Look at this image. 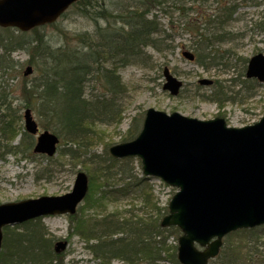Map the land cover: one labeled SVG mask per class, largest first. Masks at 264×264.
Wrapping results in <instances>:
<instances>
[{"label": "rangeland", "instance_id": "rangeland-1", "mask_svg": "<svg viewBox=\"0 0 264 264\" xmlns=\"http://www.w3.org/2000/svg\"><path fill=\"white\" fill-rule=\"evenodd\" d=\"M231 2L240 5L238 14L243 20L224 27L223 38L225 40L212 46L213 51L218 54L216 57L218 65L215 64L211 69H205L199 66L196 60L190 62L184 59L181 56L183 52L192 53L196 57L197 45L201 40L198 36L199 32L202 33L201 23L212 18L211 15L218 14L223 8L221 4L228 6ZM262 2L263 8L260 5ZM191 8L192 13L184 19H176L178 16L174 14L169 20L156 12L169 36L165 44L172 48L162 53L146 49L145 52L151 59L148 66L129 65L117 71L125 87V91L116 101L120 115L116 122L96 124L93 127V134L95 133L96 137L86 145V155H96L98 162L102 163L101 166H107L114 173L108 183L100 175L91 172L96 185L105 183L107 189L124 187L127 182L122 180L121 171L128 176L135 177L133 181L142 179L141 162L138 158L117 159L111 162L108 149L129 141H124V139L130 126L134 121L137 127L140 126L148 109L167 115L178 113L186 118L199 121L221 118L227 126L237 128L252 125L264 117V84L248 83L249 80L244 77V65L247 61L256 54L264 55V31L258 28L264 20V0H206ZM92 28L90 21L80 17L75 10L69 9L53 27L44 26L40 28V32L53 46L63 43L71 49L75 46L72 36L90 33ZM14 31L13 33L16 34L17 32ZM27 34L31 35V31ZM1 56L2 51L0 50ZM27 60L28 55L24 51H15L4 61L0 59V116L7 107L12 109L15 116H20L18 125L22 126L23 132L22 115L25 108L21 89L24 79L30 81L37 76L34 67L29 66ZM26 67L32 69L28 76L23 75ZM205 67L209 66L205 65ZM164 68H167L170 74L183 84L177 96H170L162 90ZM200 80H210L214 86H200L197 84ZM214 87L222 90L224 97H231V101L224 100L220 103L209 101ZM237 92L239 95L234 96ZM248 94L253 95L249 97ZM85 95L88 99H94L103 98L107 96V93L99 82L90 81L86 85ZM31 114L40 132L44 131L37 116L32 111ZM20 138L21 135H18L13 145H17ZM26 139L35 143L34 136L29 135ZM57 147L59 149L62 145L60 146L59 143ZM90 168L86 163L81 162V158L72 160L61 155L58 150L51 158L33 154L32 148L23 156L13 153L6 154L4 158H0V204L17 203L42 196L64 195L71 191L78 172L87 175L89 182ZM150 180V183L147 180L139 186L142 190L147 184V189H149L147 196L150 201L147 204L143 203L138 195L134 196L136 194L134 191L138 188H132L133 191L129 196H120L117 200L105 197L97 204H87L83 201L76 214L85 220L106 215H110V218L116 221H130L131 223L141 220L140 223L144 221L147 224L157 225L159 228V222L176 188H171L160 180ZM147 189L144 188V192H147ZM91 197L96 199L100 196L94 193ZM41 223L46 228L45 237L50 240L52 248L57 241L64 239L68 242L62 253V264H129L121 259L95 258L92 251L85 247L94 242L86 243L85 240H81L74 233L71 228L73 224L69 222L66 215L46 216L41 218ZM263 228L260 229L262 231L260 237L251 238V242L246 236L237 232L231 233L232 235L228 234V237L224 238L225 250L237 264H264ZM175 229L168 228L167 235L165 233L159 235V240L163 239V242L166 237L165 248L160 254L166 260L170 259L175 252L174 247L177 246L181 235L179 230ZM161 264H170V262L165 261ZM210 264H213L212 261Z\"/></svg>", "mask_w": 264, "mask_h": 264}, {"label": "trees", "instance_id": "trees-1", "mask_svg": "<svg viewBox=\"0 0 264 264\" xmlns=\"http://www.w3.org/2000/svg\"><path fill=\"white\" fill-rule=\"evenodd\" d=\"M204 1L206 0H79L70 9L90 21L93 28L90 33L73 35L75 46L71 49L63 43L53 46L41 34L40 28L33 29L31 35L15 29L17 33L14 34L11 28H0V59L4 61L13 52L24 51L28 55L27 64L33 66L37 73L30 81L24 79L21 89L24 108L30 109L37 116L44 130L51 131L58 138L60 146L62 145L58 149L61 155L72 160L81 158L82 163L92 167L88 193L84 199L87 204H97L105 197L117 200V197L129 196L132 188H138L134 191V196L141 197L145 204L150 202L147 184L142 190L139 187L147 180L142 178L133 181L135 177L128 176L123 171L120 176L127 182L124 187L107 189L105 183L96 185L91 172L100 175L108 183L114 173L107 166H101L96 155H86V145L96 137L93 134L96 124L116 122L120 115L116 101L125 87L117 71L129 65L148 66L151 59L146 54V49L162 53L172 48L165 44L169 36L156 12L169 20L174 14L178 16L176 19H184L192 13L193 5ZM233 14L232 7H223L218 14L211 15L212 18L201 23L202 33L199 32L198 35L201 40L196 49V61L202 68L211 69L215 64L218 65V54L213 51L212 46L225 40L221 33L224 27L232 23ZM53 26L54 24L47 27ZM258 28L264 31V22ZM90 81L99 82L107 96L86 98L85 89ZM224 95L222 90L214 88L209 101L220 103L231 99ZM18 122L20 123V116H15L9 107L0 116L1 159L9 153L26 155L34 146L33 142L26 139L29 135L23 132ZM135 124L134 121L124 141L132 140L139 133L142 123L138 127ZM18 135H21L20 141L13 145ZM109 160L116 161L111 157ZM144 188L147 192H144ZM94 193H98L100 197L93 199L91 196ZM69 222H72L71 228L80 238L85 241L95 240L96 245L89 246V250L96 258L121 259L129 264H161L165 261L179 264L176 259L177 246L170 259L166 260L160 255L165 247L155 242L154 237L162 235L161 233L168 234V229H162L160 225L158 228L157 225L144 221L140 223L141 220L131 223L116 221L110 215L85 220L75 214L69 217ZM260 229L237 233L243 234L251 242V238L260 237ZM175 230L178 231L177 228ZM2 234L0 264H62L63 254L54 252L50 240L45 237L46 228L41 219L5 227ZM225 249L223 242L213 264H237Z\"/></svg>", "mask_w": 264, "mask_h": 264}, {"label": "water", "instance_id": "water-1", "mask_svg": "<svg viewBox=\"0 0 264 264\" xmlns=\"http://www.w3.org/2000/svg\"><path fill=\"white\" fill-rule=\"evenodd\" d=\"M77 1L0 0V28L25 33L53 24ZM182 56L193 60L190 53ZM31 71L27 67L24 76ZM162 74V90L178 95L182 82L167 68ZM246 77L264 82L262 54L250 59ZM198 83L211 85L208 80ZM23 125L26 133L36 135L33 153L52 157L58 138L47 131L39 134L29 109L23 113ZM109 154L115 159L139 158L145 177L177 189L160 225L181 231L180 264H208L218 255L227 234L264 225V117L250 126L228 128L220 118L198 121L148 109L136 138L110 147ZM87 190V176L78 172L69 193L0 204V248L2 228L39 217L73 215ZM65 247L59 241L54 251L59 253Z\"/></svg>", "mask_w": 264, "mask_h": 264}, {"label": "bare ground", "instance_id": "bare-ground-1", "mask_svg": "<svg viewBox=\"0 0 264 264\" xmlns=\"http://www.w3.org/2000/svg\"><path fill=\"white\" fill-rule=\"evenodd\" d=\"M224 1V0H223ZM248 1H250V0H248ZM221 5H223V7H232V10H233V12H234V14H233V16H232V23L233 22H236V21H242L243 19L241 18V15L240 14H238V9H239V6L240 5H238L237 3H235V2H231L228 6H224L225 4L223 3V4H221ZM242 5V4H241ZM260 5L262 6V8H263V2L262 3H260ZM259 7V6H258ZM239 15H240V17H239ZM243 17V16H242ZM263 22H264V20H263ZM223 36H224V31H222V33H221ZM230 38V37H229ZM264 56V55H263ZM244 77L246 78V79H248L247 77H246V74H247V71H248V68H250V60L249 61H247V64H245L244 65ZM213 84V82H211V86L213 87L214 85H212ZM215 88V87H214ZM237 95H239V93L237 92L234 96H237ZM252 95L253 94H248L247 96H249V97H252ZM233 96V97H234ZM235 128H237V127H235ZM44 131H46V130H44ZM43 132V131H42ZM42 132H40V133H42ZM48 132V131H47ZM39 133V134H40ZM49 133H51V132H49ZM51 134H53V133H51ZM54 135V134H53ZM58 144H59V140H58ZM149 181H151V180H148V182ZM150 183V182H149ZM21 202V201H20ZM76 214V212L73 214V215H75ZM169 214V211H167V213L166 214H164V216L163 217H165V216H167ZM73 215H66L67 216V218H68V220H69V217H72ZM242 230H244V229H239V230H236V231H233V232H239V231H242ZM166 236V235H165ZM155 238L156 237H154V241L155 242H159V243H161V245H166V237H165V241L163 242V239L162 240H159V238H160V236H158L157 237V240H155ZM81 240H85V239H82V238H80ZM61 242H65L66 243V247H67V245H68V242L66 241V240H60ZM90 241H93L94 242V244H90V245H87V246H85L86 247V249H90L89 248V246H91V245H96V243H95V240H90ZM86 243H89V241H85ZM66 247H65V249H66ZM64 249V250H65ZM63 250V251H64ZM62 251V252H63ZM96 258V257H95ZM97 259H101V258H97Z\"/></svg>", "mask_w": 264, "mask_h": 264}]
</instances>
